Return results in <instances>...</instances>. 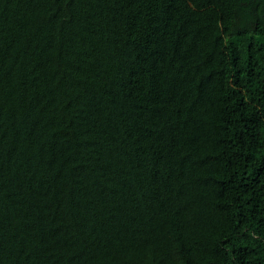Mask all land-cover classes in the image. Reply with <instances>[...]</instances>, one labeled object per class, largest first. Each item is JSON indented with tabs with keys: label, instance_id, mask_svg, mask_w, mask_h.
<instances>
[{
	"label": "trees",
	"instance_id": "16d2710c",
	"mask_svg": "<svg viewBox=\"0 0 264 264\" xmlns=\"http://www.w3.org/2000/svg\"><path fill=\"white\" fill-rule=\"evenodd\" d=\"M0 264H264V0H0Z\"/></svg>",
	"mask_w": 264,
	"mask_h": 264
}]
</instances>
